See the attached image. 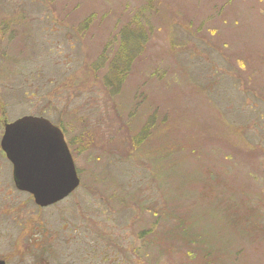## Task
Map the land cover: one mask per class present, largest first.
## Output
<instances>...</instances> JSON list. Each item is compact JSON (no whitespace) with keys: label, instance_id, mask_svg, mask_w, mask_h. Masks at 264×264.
Wrapping results in <instances>:
<instances>
[{"label":"rangeland","instance_id":"rangeland-1","mask_svg":"<svg viewBox=\"0 0 264 264\" xmlns=\"http://www.w3.org/2000/svg\"><path fill=\"white\" fill-rule=\"evenodd\" d=\"M65 38L71 52L62 58ZM121 40L132 42L127 53L144 45L114 86L104 78L107 56ZM39 111L67 128L80 185L41 210L3 189L0 257L8 254V264H182L146 250L139 236L152 227L148 208H161L163 189L169 196L176 185L168 166L158 163L160 176L131 155L129 127L149 120L154 149L181 145L191 154L195 166L177 171L198 168L199 194L217 186L223 202L256 211L264 226V0H0V137L4 120ZM20 200L26 208H13ZM25 215L43 241L23 236ZM216 222L214 230L224 225ZM233 253L236 264H264V234L233 238L228 263Z\"/></svg>","mask_w":264,"mask_h":264},{"label":"trees","instance_id":"trees-1","mask_svg":"<svg viewBox=\"0 0 264 264\" xmlns=\"http://www.w3.org/2000/svg\"><path fill=\"white\" fill-rule=\"evenodd\" d=\"M10 25L22 26L24 23L11 22ZM23 32L24 28H22L18 36L13 33L11 38H17L16 40H18ZM65 43L66 45L64 46ZM70 44L65 38L62 43L63 47L58 48L62 58H65V55L71 52ZM131 44V41L121 40L114 53H109L107 58L108 60L110 58V66L107 75L110 76L104 77L105 82L107 81L109 84L117 86V83L120 85L124 72L127 75L130 74L129 66L132 65L136 56L133 59L131 57L143 49L144 42L139 44L138 48H135V52L127 53ZM8 60L10 62L9 57H7L6 62ZM30 97H33V95L31 94ZM42 111H39L38 114L42 115ZM56 125L62 131H67V128L62 124L56 123ZM138 125L135 131L129 127V133L132 132L130 134L131 155L144 159L150 171H153L154 174L158 172L160 176L163 175L164 168L158 163L162 162L165 166H168L171 178L176 179L175 188H171L169 196L162 188V196L164 198L161 204L163 206L157 211L148 208L147 213H149L152 227H149L145 233L139 235L142 242H144L145 249L156 250L159 257L164 256L169 262H172V260L175 262V260L180 259L182 264H236L237 261L239 262V255L233 253L234 255H231V260L228 263L229 259L226 258L227 249L235 237L242 239L247 237L251 241H256L258 237L264 234V226L260 225L258 213L254 210L245 209L248 213L247 216L244 211H234L237 206L232 207L231 205L233 204H227L226 201L223 202L224 195L222 194L223 196L219 197L217 186H209L206 188V194H199V183L203 182V179L200 178L198 181L193 175L198 168L194 170V167H190L188 174L178 172L180 167L186 163L195 166V163L193 164L190 161L193 159L191 154L185 148H182L181 145L180 150L176 152L172 151L176 148L174 145L166 148L160 143H156L158 147L154 149L148 142L153 136V128L156 123L153 120H149L144 125ZM81 139L82 137H78L75 141L71 140V143L75 144L76 148L81 147ZM155 139L156 136L153 138L152 145ZM195 149L198 154H202L197 151L196 146ZM193 186H197L198 190L193 188ZM222 202L223 205L221 207ZM199 207L200 210L198 212ZM208 210L210 212H206ZM213 216L217 217V219H214ZM216 221L224 222V225L220 228L218 225L214 230L213 226L217 224ZM199 225L202 226L198 227ZM204 225L209 228L213 227V229L203 228L201 230ZM218 234L223 238L222 243H219L218 237H216ZM125 257H127V254H125Z\"/></svg>","mask_w":264,"mask_h":264},{"label":"water","instance_id":"water-1","mask_svg":"<svg viewBox=\"0 0 264 264\" xmlns=\"http://www.w3.org/2000/svg\"><path fill=\"white\" fill-rule=\"evenodd\" d=\"M0 141L12 164L16 188L31 195L37 207L52 206L78 188L80 180L65 138L49 120L20 117L5 124Z\"/></svg>","mask_w":264,"mask_h":264},{"label":"flooded vegetation","instance_id":"flooded-vegetation-1","mask_svg":"<svg viewBox=\"0 0 264 264\" xmlns=\"http://www.w3.org/2000/svg\"><path fill=\"white\" fill-rule=\"evenodd\" d=\"M7 123H12V122H8L7 120H4V122L2 123L3 124L2 125L3 132H2L1 137L4 134V127H5V124H7ZM1 137H0V139H1ZM0 152H1V156H2V157L0 156V176L3 177L2 180H0V193H2L3 192V189L5 188L6 189V192H7L6 194L11 195V193L13 191H15L18 195L27 194L28 197H29V199L31 198V201L33 202V199H32V196L31 195H29L26 192L20 191V190H18L16 188V184L14 183V179H13L12 164H11V162L8 161V159L6 158L5 153L1 150V148H0ZM5 165H6V169H4V166ZM77 175H78V172H77ZM68 197H66V198H68ZM66 198L62 199V201L65 200ZM23 200H20L19 203L16 206L15 205L13 206V208L17 209L16 207H19V210L20 209H25L26 208V204H25V201H23ZM62 201L58 202L57 204L61 203ZM13 204H14V202L12 203V205ZM54 205H56V204H54ZM52 206H50V207H52ZM50 207H46V208H50ZM37 208L39 210L44 209V208H39V207H37ZM20 223L23 226L22 227L23 236L24 235L27 236L28 243L32 244L33 242H36L35 241V238H41L40 240L43 241V237L44 236H41V230L40 229H38L37 232L32 231L31 233H34L35 232L33 234V236H31V234L28 232V218H27V215H25L24 218H23V216L20 217ZM41 241H39V246L40 247H42L41 246ZM41 258L42 257H40V262H41V264H44V261H42ZM10 260L11 259H10V257H9L8 254L0 257V262L3 261L4 264H8L10 262Z\"/></svg>","mask_w":264,"mask_h":264}]
</instances>
